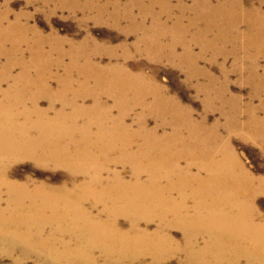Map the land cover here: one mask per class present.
Masks as SVG:
<instances>
[{
    "label": "bare ground",
    "instance_id": "1",
    "mask_svg": "<svg viewBox=\"0 0 264 264\" xmlns=\"http://www.w3.org/2000/svg\"><path fill=\"white\" fill-rule=\"evenodd\" d=\"M2 1L0 191L6 190L8 207H1L0 195V243L11 250L22 248L45 264H165L183 251L186 264H241L243 258L248 264H264V223L257 221L252 202L264 194V178L245 167L230 135L247 132L264 150V116L247 105L238 112L242 122L223 113L227 124L212 121L216 110L197 114L185 109L158 84L156 72L149 79L136 73L144 71L141 66L133 70L122 64L101 65L103 57L112 61L113 56H103L100 42L89 33L87 41L93 46L56 31L46 34L30 19L24 20L23 10L15 11L11 0ZM28 4L33 3L27 1V9ZM210 4L211 0L195 3L193 10L201 8L197 16L221 28L224 57L242 54L255 61L246 70L244 83L251 90L264 85V66L258 63L264 60V0H224L222 8ZM74 5L58 8L88 15L93 10L104 14L112 7L117 11L120 6L117 0H106L101 8ZM156 7L161 18H172L168 0H151L150 6L132 1L127 11L151 14ZM180 14L177 22L185 16ZM197 22L193 18L186 30ZM142 33L143 38L167 34L149 29ZM179 36L187 45L184 31ZM207 36L201 33L195 43L209 46ZM174 38L168 46L157 42L152 59H159L161 49L170 48ZM227 44L233 45L231 52L225 50ZM127 47L122 44L118 49ZM148 50L153 54V48ZM168 58L174 59L173 47ZM210 79V84L200 86L201 92L214 85ZM222 89L228 91L226 84ZM45 99L48 106L43 109ZM136 108L159 117L151 129L149 120L140 118L145 128L141 136L127 131V113ZM116 110L120 114L113 116ZM81 117L83 126L78 124ZM93 128L99 131L94 133ZM141 137L143 143L137 139ZM22 159L63 168L87 180L79 184L72 178L61 186L34 188L12 182L8 170ZM120 165L130 169V180L116 170ZM244 189L251 191L249 197ZM88 201L102 204L105 216H94L85 207ZM120 218L127 219L129 227H122ZM173 230L182 231L183 243ZM96 251L103 254V263Z\"/></svg>",
    "mask_w": 264,
    "mask_h": 264
},
{
    "label": "rangeland",
    "instance_id": "2",
    "mask_svg": "<svg viewBox=\"0 0 264 264\" xmlns=\"http://www.w3.org/2000/svg\"><path fill=\"white\" fill-rule=\"evenodd\" d=\"M27 1L33 3L28 4L30 6L28 9ZM105 1L50 0L46 3L42 0H11L15 11L20 13L23 10L20 14L24 16V20L25 18L30 19L32 24L37 25L46 34H49L51 31H56L61 37L78 39L79 43L87 42L89 46H93L94 44L92 42L87 41V33H89L96 41L100 42L97 45L100 46L103 56L110 58L113 56L112 61L103 57L104 60L102 64L100 63L101 65H107L109 63L122 64L127 65L133 70H135V67L141 66L144 71L136 73L145 74L149 79H151V74L156 72L159 81L158 84L165 86V89L172 96L179 98L180 100L178 102L187 110L190 108L197 114L210 113L209 111L216 110L219 114L211 113L210 117L212 121L221 119V113H223L234 119H239L242 122V116L238 112L249 105L252 108L250 110H255L258 116H264V85L251 90L243 81L246 76V70L252 69L255 61L245 59L242 54H238L236 59L233 55L224 57L223 37L219 39L222 36L221 33H223L221 28L218 26H209L207 21L199 18L197 14L203 12L201 8L193 10L195 3H206L209 0H168L170 5L173 6V16L169 20L161 18L158 7L153 9L151 14L138 13L137 9L127 11V7L132 1L139 5L150 6L151 0H117L120 5L117 11L112 7L108 8L104 14H99L93 10L88 15H74L69 12L71 10L59 11L60 8H58L63 5H71L74 2L77 3L74 6L78 7L84 6L89 9L101 8L104 7ZM156 1L161 2L163 0ZM2 2L0 0V3ZM211 2L212 4L210 6L212 8L224 7V0H211ZM88 3H90V7ZM176 7H179L180 10L175 9ZM24 10L28 13H22ZM180 11L184 12L185 16L181 19V22H177V18L181 16ZM124 17H127L128 20H124ZM195 17L198 19L197 24L190 28V31H187L186 29L189 27L191 20ZM206 18L208 17L206 16ZM143 29L166 31L167 34L162 38L160 35L150 33L147 34L146 38H143ZM181 31H184V39L187 45L181 42L183 40L179 36ZM205 32L208 33L207 39L209 46L196 44L195 38ZM84 35L86 36L83 37ZM174 35L176 38H174ZM173 38L174 44L170 48L161 49L159 59H152V55L156 54L159 45L168 46L172 43ZM157 42H160V44ZM122 44L128 47L118 49ZM239 45L241 46L242 43H239ZM172 47L174 59L170 60L168 56ZM149 48H153V54L149 52ZM225 50L231 52L233 45H225ZM96 61L98 60L96 59ZM66 62H70V60L68 59ZM258 63L264 66V60L260 59ZM18 72L19 69H16L14 75L16 76ZM262 72L263 70L260 69V73ZM229 75L230 78L228 80ZM210 78L215 80L214 85L207 91L201 92L200 86L210 84ZM223 82L226 84L228 91L222 89L224 86ZM254 92L258 93L257 97H254ZM209 97L211 98L210 102H208ZM47 106L48 102L45 99L42 101L41 108L45 107L43 109H46ZM67 112L71 113V109H68ZM119 114L120 112L116 110L113 116H118ZM140 118H144L146 121L147 119L149 120L150 129L157 127L155 118L157 119L159 117H156L153 112L136 108L127 113L129 125L127 130L128 134L134 133L141 136L139 135L140 132L144 133L145 128L140 123ZM221 120L224 124L228 123V119L225 117H222ZM84 123L85 118L81 117L78 122L79 126H83ZM92 131L97 133L99 130L93 128ZM230 135L232 146L245 167L253 176L264 178V150L261 145L249 139L247 132H232ZM137 139L140 143H143V137ZM116 170L124 178L131 179L129 168L120 165ZM8 171L10 181L18 184H28L32 188L43 184L61 186L69 182L72 178L78 180L79 184L87 180V176L86 178L82 175L75 176L76 174H72L66 169L52 166L46 167L30 159H22L14 162ZM2 191H0L2 198L1 207L7 208L8 196L6 190ZM242 192L245 197H249L251 193L249 189H244ZM252 202L257 221L264 223V194H258V196L253 198ZM85 207H88L87 209L91 210L93 215L95 214L94 216H105L103 214L104 206L102 204L94 205V201H88ZM119 222L122 227H129L127 219L120 218ZM150 227L154 230L157 226L153 224ZM172 233L177 241L184 242V235L181 230H173ZM200 243L204 244V240L201 239ZM7 247L8 249L10 248L9 245L3 246L0 243V264H17V262L18 264H45L42 259L40 261L37 255H30L22 248L15 247L12 251L11 248L8 250ZM95 255L98 256L97 258L100 263H103V254L100 251H96ZM172 257L165 264H186L187 262V255L184 251ZM147 260L150 263L152 262V259ZM241 264H248V259L243 258Z\"/></svg>",
    "mask_w": 264,
    "mask_h": 264
}]
</instances>
